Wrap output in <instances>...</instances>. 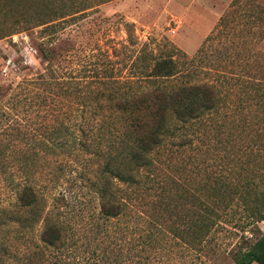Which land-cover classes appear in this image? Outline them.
Instances as JSON below:
<instances>
[{
  "label": "trees",
  "instance_id": "1",
  "mask_svg": "<svg viewBox=\"0 0 264 264\" xmlns=\"http://www.w3.org/2000/svg\"><path fill=\"white\" fill-rule=\"evenodd\" d=\"M53 1L59 11L86 4ZM0 10L50 23L49 35L71 21L54 20L72 14L36 17L18 0H0ZM12 32L0 30V38ZM137 52L124 63L127 76L79 58L92 81L77 82L81 69L71 75L67 55L47 50L43 72L0 85V172L24 174L13 180L21 181L19 210L9 220L24 229L42 223L37 264H216L221 253L264 264V76L234 81L245 96L230 111L212 79L160 83L197 60L211 71L205 46L182 64L174 52L157 56L149 42ZM42 109L48 115L36 117ZM99 136L109 141L93 184L97 209L72 213L65 196L49 206L33 181L43 159L89 152L88 139Z\"/></svg>",
  "mask_w": 264,
  "mask_h": 264
},
{
  "label": "rangeland",
  "instance_id": "2",
  "mask_svg": "<svg viewBox=\"0 0 264 264\" xmlns=\"http://www.w3.org/2000/svg\"><path fill=\"white\" fill-rule=\"evenodd\" d=\"M66 1L71 5L81 1L86 4L81 10L76 5L74 8L69 6L68 11H59V5L63 4L56 2L54 8L53 0H18L22 12L36 17H48L55 12L72 13L54 20L58 23L71 19L65 28L58 27L52 35L44 31L50 23L28 24L14 13L0 10V30L13 31L0 38V85H16L24 78L43 72L48 61L47 50L55 52L54 55H67L71 75L76 74L75 69H81L77 82L92 81L90 72L85 71L89 67L84 63L81 67L79 58L87 65L93 61L99 67H112L116 76H127L129 66L125 67L124 63H131L146 42L159 57L174 52L181 64L194 59L205 46L210 55L207 65L211 71L203 70L197 60L188 63L189 67L183 65L181 73L160 83L173 87L212 79L222 85L223 93L231 103L230 111L232 105H239L236 100L245 96L234 81H249L252 75L264 76V0ZM250 91L254 93L251 88ZM34 115L44 117L48 113L42 109ZM108 141L106 137H91L88 139L92 145L89 152L76 156L58 153L43 159L44 167L34 172L33 181L38 183L49 206L56 205L58 198L65 196L72 213L78 209L85 213L97 209L100 200L93 184L105 161L101 152L108 150ZM20 175L24 174L12 177L0 172V264H37L34 253L40 244L42 223H32V228L24 229L8 216L15 217L19 210L18 185L24 181ZM15 178L21 181L14 182ZM20 214H23L22 210ZM259 226L264 234V221ZM212 260L216 264H236L229 253L213 255Z\"/></svg>",
  "mask_w": 264,
  "mask_h": 264
}]
</instances>
